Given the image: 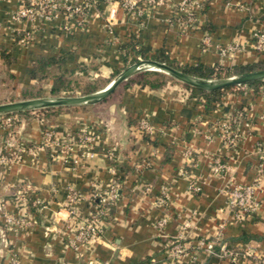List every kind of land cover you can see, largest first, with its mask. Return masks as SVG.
Wrapping results in <instances>:
<instances>
[{
  "label": "crops",
  "instance_id": "0c3cea01",
  "mask_svg": "<svg viewBox=\"0 0 264 264\" xmlns=\"http://www.w3.org/2000/svg\"><path fill=\"white\" fill-rule=\"evenodd\" d=\"M97 1L84 26L64 30L62 20L12 22L10 11L24 0H0V104L67 95L66 87L56 84L59 78L74 88L97 83L98 90L133 58L151 59L160 51L181 66L202 64L216 71L264 61V52L250 47L221 56L201 46L205 31L213 45L245 43L254 31H264V0H230L231 5L204 0L197 30L168 22L181 0H169L148 15L142 28L133 24L120 0ZM27 33L28 40L21 41ZM135 78L93 105L19 112L10 116V126L0 114V201L9 211L19 210L13 198L30 183L32 198L43 206L31 203L34 225L19 235L8 234L6 243L0 218V264H10L11 250L18 264H143L152 259L165 264L167 243L176 237L186 246L176 264H233L208 249L220 236L229 249L264 258V157L259 150L264 144V80L255 87L232 86L208 106L186 85L152 87ZM56 86L59 93H53ZM229 110H243L252 121L248 128L240 125L245 134L235 148L225 144L215 126ZM144 116L162 132L139 133L135 126ZM83 130L94 135L92 157L83 156L77 143ZM46 131L55 142L70 145V154L78 159L75 166L65 163L58 145L45 141ZM215 157L228 163L220 175L211 168ZM188 174L201 186L197 194L188 190ZM257 178V214L233 221L226 208L227 189ZM115 179L120 197L102 238L76 250L70 245L76 221L63 209L68 186L83 195L79 209L85 215L96 188H109ZM163 218L166 224L158 227ZM214 248L219 252L218 243Z\"/></svg>",
  "mask_w": 264,
  "mask_h": 264
},
{
  "label": "built area",
  "instance_id": "2783aa9c",
  "mask_svg": "<svg viewBox=\"0 0 264 264\" xmlns=\"http://www.w3.org/2000/svg\"><path fill=\"white\" fill-rule=\"evenodd\" d=\"M169 0H120L121 7L129 16L130 20L137 28H142L145 19L153 12L159 11L162 6L168 3ZM231 5L230 0H227ZM97 0H24L22 4L10 11V19L12 22L20 23H53L62 20L60 27L68 30L75 27H82L85 21L90 17L92 12L97 9ZM205 6L204 0H181L174 7L173 15L168 19L170 25L178 24L183 30H197L200 28V12ZM244 6V5H240ZM29 38L27 33L21 41L26 42ZM201 46L204 50L213 48L216 53L221 56H234L236 53L244 50L246 47L257 52H264V31H254L251 37L245 42L234 40L226 45L214 44L211 34L205 31L201 38ZM13 117L7 116L3 118L4 123L10 126ZM250 127L252 121L244 117L243 110H229L215 123L218 128L221 138L230 148H235L243 138L245 131L240 130V125ZM136 130L139 133L154 135L157 131L162 132V129H156L149 117L144 116L138 120ZM45 141L50 144L55 143L59 146L64 154L65 163L68 166H75L78 159L70 154L71 147L68 143L55 142L50 131L45 132ZM94 135L87 131H81L77 137V143L82 149V155L92 157ZM262 157H264V144L259 148ZM191 151H186V156H190ZM212 171L220 175L228 169V163L215 157L212 159ZM187 173V171H185ZM114 175H116L114 171ZM188 176V190L190 193L197 194L201 190V186L195 178ZM259 186V178L251 184L232 185L227 189L226 208L232 213L233 221L242 222L246 218H253L259 208L260 201L257 198V189ZM33 187L30 183H26L25 187L19 190L13 198L15 203H18L21 211H9L5 208L3 201H0V218L3 219L2 225V242H8V234H21L34 225V220L29 212V205L32 203L35 207L42 208V204L38 200L32 198ZM119 183L115 179L109 188L97 187L91 197V203L87 213L82 215L79 209V203L83 199V195L74 187L68 186L66 200L63 203V209L67 212V218L76 221L74 229L75 237L70 241V245L76 250L83 245L89 244L92 241L100 240L106 228L107 222L111 218V207L120 197ZM166 224V219H161L158 222V227H163ZM222 229L225 223L221 224ZM217 241L220 250L217 252L214 246L217 243H209L208 249L212 253L220 257L228 258L233 264H241L243 260H250L252 264H264V258L256 256L250 250L242 252L234 249H229L227 244L221 238ZM186 254V246L180 241V237H176L167 243V259L165 264H176ZM10 264H18L19 259L15 251H10ZM143 264H163L158 260L152 259Z\"/></svg>",
  "mask_w": 264,
  "mask_h": 264
},
{
  "label": "water",
  "instance_id": "95a60500",
  "mask_svg": "<svg viewBox=\"0 0 264 264\" xmlns=\"http://www.w3.org/2000/svg\"><path fill=\"white\" fill-rule=\"evenodd\" d=\"M154 68V69H153ZM161 71L171 75L187 86L200 88L205 91H217L227 87L240 86L250 82L264 80V69L246 73L234 74L223 78H201L176 69L165 62L155 59H140L125 67L107 85L82 95H59L31 98L0 104V114L19 113L32 110H42L56 106H83L93 105L103 101L125 80L143 71Z\"/></svg>",
  "mask_w": 264,
  "mask_h": 264
},
{
  "label": "trees",
  "instance_id": "16d2710c",
  "mask_svg": "<svg viewBox=\"0 0 264 264\" xmlns=\"http://www.w3.org/2000/svg\"><path fill=\"white\" fill-rule=\"evenodd\" d=\"M148 56H146L147 58ZM148 58L151 59H155L161 62H165L168 65L182 70L188 74L191 75H195L197 77H201V78H215V77H221L222 76V72L225 74V76H230V75H234V74H241V73H246V72H250L253 70H258V69H264V61L258 62V63H254V64H250V65H240V66H236L234 68H230L227 70H219L216 71L214 68H209V67H205L202 64H199L197 66H181L179 64H177L174 60L170 59L169 56L167 54H165V52L160 51L156 54H154L153 56H149ZM137 59L133 58V60L130 63L135 62ZM147 74H151V73H143L140 74L138 77L135 78V80H138L142 83L148 84L152 87H162L164 85V82H157L156 80H151L150 78L145 77ZM69 82L67 79H62L59 78L56 80V84L58 83V85L61 87H66V90L63 92L64 94H70L73 93L75 91V89H78L80 91V93H91L93 91H95L98 87H100V85H98L97 83H90L88 84L85 88L80 89L79 87V83L78 85L75 86V88L73 86L69 85ZM68 83V84H67ZM262 81H255V82H250L247 84V86L250 87H255L259 84H261ZM55 87L53 89V93H59V91L61 90L60 87ZM188 88H190L193 92V94L198 95V96H203L206 99V102L208 103V106H212V104L216 103V101H219L221 96L227 92L230 91L233 87H227L224 88L222 90H217V91H205L203 89L200 88H195V87H190L188 86ZM20 114H23V112H21Z\"/></svg>",
  "mask_w": 264,
  "mask_h": 264
},
{
  "label": "rangeland",
  "instance_id": "374dc122",
  "mask_svg": "<svg viewBox=\"0 0 264 264\" xmlns=\"http://www.w3.org/2000/svg\"><path fill=\"white\" fill-rule=\"evenodd\" d=\"M138 61V60H136ZM151 73V74H147L145 77L147 78H150L151 80H156L157 82H164V85L165 84H168V85H179V86H183L185 85L184 83H182L181 81L177 80L176 78L172 77L171 75L169 74H166L164 72H161V71H153V70H150V71H143L137 75H135V77H138L140 74H143V73ZM223 77H227L225 76V74L222 72V76L221 77H215L216 78H223ZM214 79V78H213ZM88 84V82H82L81 84H79V87L80 89H83L85 88ZM187 86V85H186ZM82 94H87V93H70V94H67V95H72V96H77V95H82ZM26 112H29V111H26ZM39 113V111H38ZM16 113H9V114H5L7 116H11V115H14Z\"/></svg>",
  "mask_w": 264,
  "mask_h": 264
},
{
  "label": "bare ground",
  "instance_id": "6f19581e",
  "mask_svg": "<svg viewBox=\"0 0 264 264\" xmlns=\"http://www.w3.org/2000/svg\"><path fill=\"white\" fill-rule=\"evenodd\" d=\"M154 69V68H153Z\"/></svg>",
  "mask_w": 264,
  "mask_h": 264
}]
</instances>
